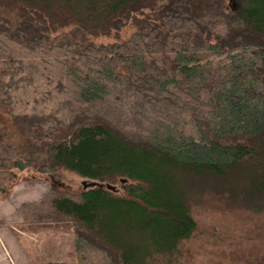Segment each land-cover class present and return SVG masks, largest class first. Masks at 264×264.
I'll return each instance as SVG.
<instances>
[{"label":"trees","instance_id":"1","mask_svg":"<svg viewBox=\"0 0 264 264\" xmlns=\"http://www.w3.org/2000/svg\"><path fill=\"white\" fill-rule=\"evenodd\" d=\"M225 1L0 0V201L44 179L18 236L73 237L29 264H172L205 195L264 211V0Z\"/></svg>","mask_w":264,"mask_h":264},{"label":"rangeland","instance_id":"2","mask_svg":"<svg viewBox=\"0 0 264 264\" xmlns=\"http://www.w3.org/2000/svg\"><path fill=\"white\" fill-rule=\"evenodd\" d=\"M225 4L234 11H239L242 7L241 0H228ZM135 28V25L130 23L119 33L112 32L109 36L102 37L89 36L77 30L75 26H69L55 32L54 35L63 34L67 37L65 41L72 40L76 43L98 46L127 41ZM64 182L71 189L98 185L93 180H84L76 174L68 173H65ZM116 185L113 186V190L120 193V185ZM228 200L218 194H207L199 204L193 206L192 216L196 219L198 227L192 237L180 243L179 252L172 260V264H264V211L261 213L248 211L243 207L231 205ZM44 234L30 236L33 245H27L28 251L34 256L38 255V250L48 251L51 252L50 260L65 259L71 262L73 256L71 234L56 232L48 243L42 241L46 238Z\"/></svg>","mask_w":264,"mask_h":264},{"label":"crops","instance_id":"3","mask_svg":"<svg viewBox=\"0 0 264 264\" xmlns=\"http://www.w3.org/2000/svg\"><path fill=\"white\" fill-rule=\"evenodd\" d=\"M12 189V195L0 201V264H29L27 244L18 236H26L17 226L22 221L19 209L47 195L50 185L40 179L17 183Z\"/></svg>","mask_w":264,"mask_h":264},{"label":"water","instance_id":"4","mask_svg":"<svg viewBox=\"0 0 264 264\" xmlns=\"http://www.w3.org/2000/svg\"><path fill=\"white\" fill-rule=\"evenodd\" d=\"M91 186H93V185H91ZM94 186H98V185H94ZM109 189L110 190L113 189V186H109Z\"/></svg>","mask_w":264,"mask_h":264}]
</instances>
